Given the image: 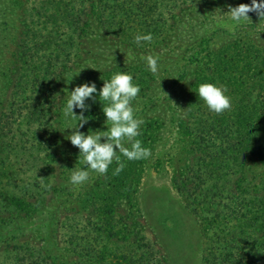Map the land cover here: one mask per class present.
<instances>
[{"label":"trees","instance_id":"trees-1","mask_svg":"<svg viewBox=\"0 0 264 264\" xmlns=\"http://www.w3.org/2000/svg\"><path fill=\"white\" fill-rule=\"evenodd\" d=\"M36 1L40 5L28 10L25 6L27 0L18 1L23 7L22 26L6 102L0 103V153L6 148L11 153L14 150L19 152L18 141L22 137L4 139L10 135L16 120L21 118L25 124L42 133L39 140L33 139L32 148L45 153L39 160L43 165L42 171H47V177L51 176L52 180L44 175L40 183L13 187L9 194L0 192V223L31 219L52 206L59 195L66 193L69 199L58 207L67 223L62 229L69 227L70 223L74 228L78 222L74 218L79 217L80 222L86 220V224L100 234L103 231L112 233L116 224L121 223L119 230L124 237L131 234L132 228L136 229L139 223L137 220L131 223V210H127L124 219L119 221L115 216L122 201L133 208L132 196L141 182L147 158L128 160L120 154L124 167L118 174H114L118 166L114 160L108 171L97 179L96 188L88 187L83 198L78 194L72 199L69 187L62 186L61 182L66 177V172L61 171L66 147L57 149L61 140L59 116L64 103L60 77L87 59L86 52L73 50L75 46L80 48L84 44L92 17L98 19L102 28H108V33L113 31L120 39L139 48L147 41L137 44V34L162 36L167 29L164 37L169 36L177 11L186 0H114L115 4H106L104 0ZM109 8L112 11L107 15ZM162 10L166 11V19L161 17ZM155 16L160 18L157 20ZM141 17L143 22L139 19ZM199 54L192 57L193 63H199ZM260 54L262 59L257 60L251 72L244 76L245 71H242L238 77H228L226 74L230 73L231 67L225 69L220 66L221 62L212 53L211 64L198 67L195 73L189 86L185 117L178 124L180 132L190 139L191 148L187 161L175 171L172 182L192 212L202 220L206 243L203 264H264V171L254 175L248 165L256 158L264 167V49ZM52 56L56 57L59 69H54L56 64ZM150 82L151 79L139 80L137 98H143L150 92ZM203 82L226 87L227 95L232 99L231 111L217 114L208 110L196 92ZM254 89L258 91L254 92ZM233 93L236 98H233ZM86 103L91 104L90 110L85 112L91 121L105 119L98 98L95 102L87 100ZM159 126L150 120L140 127L137 139L144 147L150 148L156 141L153 134ZM31 127L24 136H29ZM52 162L58 164L57 172L53 171ZM0 185L2 187L3 182ZM73 202L79 207L82 205L81 210L73 208L70 205ZM95 218L97 222H93ZM14 239H0V264H88V255L83 248L78 253L75 249L76 260L63 263L56 262L30 238L12 242ZM139 239L141 237L134 242ZM139 246L147 247L141 240ZM148 253L153 256L156 250L151 247ZM128 254L121 256V264H150L152 261V256L144 253L140 257ZM157 254L160 264H166L161 252L157 251ZM93 257L101 259L97 253Z\"/></svg>","mask_w":264,"mask_h":264},{"label":"rangeland","instance_id":"rangeland-1","mask_svg":"<svg viewBox=\"0 0 264 264\" xmlns=\"http://www.w3.org/2000/svg\"><path fill=\"white\" fill-rule=\"evenodd\" d=\"M18 1L0 0L1 104L6 102L5 95L10 74L15 67L14 53L22 26L23 7ZM104 1L106 4L116 2ZM241 3L251 6L252 0H186L177 11L169 36L164 37L168 33L165 29L162 36H152L150 42L143 43L139 48L138 45L133 46L127 40L120 39L113 31L108 33V28H102L98 19L92 17L83 47L75 46L73 50L86 52L87 59L73 70L61 75V88L64 96L75 86L85 82H95L99 90L103 80L109 79L112 74L119 71L131 73L134 82L138 84L141 78L147 81L151 79L150 92L143 98H136L133 106L136 117L143 121L142 125L154 120L160 126L155 131L156 134H153L156 141L151 142L149 148L151 155L146 159L141 182L136 194L132 196L133 208L130 209L126 201H122L115 216L119 221L120 218L124 219L123 215L127 210H131L133 212L131 223L137 220L139 224L136 229L132 228L131 234L125 235L126 238L122 237L123 233L119 230L121 223L116 224L112 233L105 234L103 231L101 235L94 227L87 225L86 220L80 222L79 217L74 218L78 221L74 228L70 223L69 227L62 229L66 221L58 207L61 202L69 199L67 194L63 193L56 198L52 206L31 219L0 223V239L16 238L12 242H17L30 238V241L40 245L56 262L63 263L76 260L77 253L81 252L82 248L88 255L86 257L88 264H121V256L128 253L137 257H140L141 253L152 256L148 253L152 247L156 253L150 257L152 260L150 264H160L157 251L166 258V264H203L206 243L202 220L192 212L172 182L175 171L187 161L191 148L190 139L180 132L178 124L185 117L189 86L198 67L210 65L213 55L217 56L219 63L221 62L220 66L225 69L231 67L230 73L226 74L228 77H238L242 71H245V76L251 72L257 60L262 59L260 51L264 49V24H258L259 20L254 15L249 23L237 26L230 21V14L221 15V12L228 11L229 5L234 7ZM25 4L27 10L40 5L36 0H27ZM111 11L112 8L107 9L106 14H110ZM161 17L167 18L165 10H162ZM159 18L160 16H155V19ZM139 19L142 22L144 20L142 17ZM36 24L35 22V26ZM198 53L199 63H193L192 57ZM149 54L159 57V71L156 74L148 70L146 60L142 58ZM51 59L56 64L54 69H59L56 57L52 56ZM40 62L39 60V65ZM188 79L191 81L184 82ZM257 91L258 89H254V92ZM236 97L237 95L233 93V98ZM74 111L79 114L81 110L77 108ZM59 120L62 122L58 126L59 130L70 123H75L70 117H65L63 111H60ZM104 120L89 119L80 131L106 130ZM30 127L18 118L11 128L10 135L4 139L7 141L10 137L18 139L22 137V140L18 141L20 146L18 153L15 150L11 153L8 148L0 153V182H3V186L0 185V192L3 194L11 193L16 186L40 183L44 175L46 179L52 180L51 176L47 177V171H42L43 165L39 160L45 153L32 148L33 139L39 140L42 133L36 127H31L29 136H24ZM71 131V129H66L63 133L59 131L61 140L57 149L61 146L66 147L61 159V171L66 172L67 180L64 177L61 182L62 186L69 187L73 194L72 199H75L78 194L83 198L88 187L96 188L97 179L101 174L92 171L88 181L81 186H73L70 183L72 168L85 166L83 158H79V149L66 139ZM104 139L102 138V142ZM248 165L254 175L258 176L264 171V167L256 158L249 161ZM51 166L53 171L57 172L58 164L52 162ZM70 205L76 210L82 208V205L79 207L76 202ZM94 221L97 222L98 219L95 218ZM109 234L114 236L108 237ZM138 237H141L139 240L147 247L140 248L139 240L134 242ZM96 253L101 255V259L93 257Z\"/></svg>","mask_w":264,"mask_h":264},{"label":"clouds","instance_id":"clouds-1","mask_svg":"<svg viewBox=\"0 0 264 264\" xmlns=\"http://www.w3.org/2000/svg\"><path fill=\"white\" fill-rule=\"evenodd\" d=\"M224 14H230V21L237 26L249 23L254 15L259 20L258 24H264V2L258 3L257 0H252L251 6L246 3L234 7L229 5L227 12H221L222 16ZM135 40L137 44L141 41L150 42L152 34H137ZM142 58L146 60L149 71L158 73V56L149 54ZM188 81L191 80H184V82ZM139 92L140 85L134 82L133 75L119 71L112 74L109 79L103 80L99 90L95 82H85L75 86L64 96L63 114L75 123H70L59 131L63 133L66 129L72 130L66 139L79 149V158H83L85 165L82 168H72L69 179L73 186L86 183L92 171L99 174L106 173L114 160L118 162L114 174H118L124 167L120 162V154L128 160L144 159L151 155V150L144 147L139 139H135L140 135L139 129L143 123L136 117L133 106V101ZM196 92L210 112L219 114L231 111L233 107L232 99L227 95V89L223 85L203 82L198 85ZM97 98L102 105L106 130L80 131L90 119L85 112L90 110L91 104L86 101L95 102ZM77 108L81 110L79 114L74 111ZM102 138H105L103 142ZM128 142L130 146H126Z\"/></svg>","mask_w":264,"mask_h":264}]
</instances>
